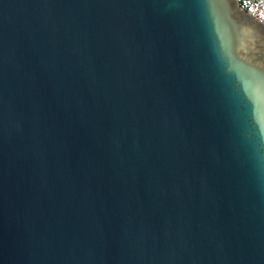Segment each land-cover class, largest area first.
Segmentation results:
<instances>
[{"label":"water","instance_id":"95a60500","mask_svg":"<svg viewBox=\"0 0 264 264\" xmlns=\"http://www.w3.org/2000/svg\"><path fill=\"white\" fill-rule=\"evenodd\" d=\"M0 264H264V25L0 0Z\"/></svg>","mask_w":264,"mask_h":264},{"label":"built area","instance_id":"2783aa9c","mask_svg":"<svg viewBox=\"0 0 264 264\" xmlns=\"http://www.w3.org/2000/svg\"><path fill=\"white\" fill-rule=\"evenodd\" d=\"M239 8L264 25V0H237Z\"/></svg>","mask_w":264,"mask_h":264}]
</instances>
